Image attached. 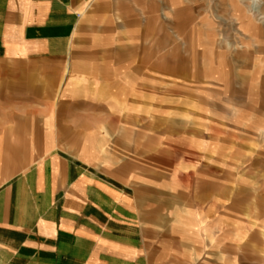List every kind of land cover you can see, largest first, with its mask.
<instances>
[{
	"label": "crops",
	"instance_id": "0c3cea01",
	"mask_svg": "<svg viewBox=\"0 0 264 264\" xmlns=\"http://www.w3.org/2000/svg\"><path fill=\"white\" fill-rule=\"evenodd\" d=\"M239 2L260 37L263 0ZM160 5L0 0V264H264V219L255 231L223 178L249 147L175 133L159 104Z\"/></svg>",
	"mask_w": 264,
	"mask_h": 264
},
{
	"label": "rangeland",
	"instance_id": "374dc122",
	"mask_svg": "<svg viewBox=\"0 0 264 264\" xmlns=\"http://www.w3.org/2000/svg\"><path fill=\"white\" fill-rule=\"evenodd\" d=\"M235 1L245 10L250 3ZM168 3L166 9L163 4L156 9L163 24L159 28L167 27L172 36L166 41L171 45L173 77L159 85L165 88L159 89V104L172 108L168 114L175 133L218 136L223 151L232 144L249 147L253 157L238 162L237 172L244 173L223 178L237 176L238 184L227 194L237 197L241 214L253 216L256 231L264 219V20L254 17L261 33L255 38L240 27L230 0ZM178 119L189 121L181 126ZM195 120L205 123V129L193 125Z\"/></svg>",
	"mask_w": 264,
	"mask_h": 264
},
{
	"label": "bare ground",
	"instance_id": "6f19581e",
	"mask_svg": "<svg viewBox=\"0 0 264 264\" xmlns=\"http://www.w3.org/2000/svg\"><path fill=\"white\" fill-rule=\"evenodd\" d=\"M256 2H258V0H255ZM254 8L256 9L258 7V5H253ZM255 11V10H254Z\"/></svg>",
	"mask_w": 264,
	"mask_h": 264
}]
</instances>
